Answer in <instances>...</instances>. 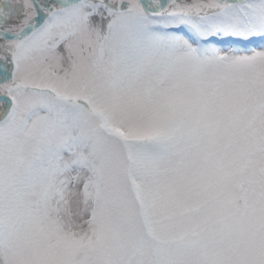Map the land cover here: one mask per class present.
Segmentation results:
<instances>
[{
  "label": "snow or ice",
  "instance_id": "obj_1",
  "mask_svg": "<svg viewBox=\"0 0 264 264\" xmlns=\"http://www.w3.org/2000/svg\"><path fill=\"white\" fill-rule=\"evenodd\" d=\"M0 264H264V0H0Z\"/></svg>",
  "mask_w": 264,
  "mask_h": 264
}]
</instances>
